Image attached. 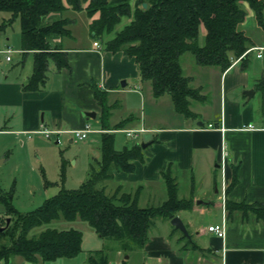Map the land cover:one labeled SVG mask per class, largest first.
<instances>
[{"label": "crops", "instance_id": "obj_1", "mask_svg": "<svg viewBox=\"0 0 264 264\" xmlns=\"http://www.w3.org/2000/svg\"><path fill=\"white\" fill-rule=\"evenodd\" d=\"M244 5L246 14L239 29L250 43L244 61L246 67H241L240 59L232 60L223 71L208 65L218 73V94L206 103L201 97L191 99L189 107L193 116L178 112L181 116H172L169 122L156 123L147 117L145 104L156 107L158 103L169 101L172 105L170 96L152 95L149 82L139 80L133 57L122 51L105 50L100 41L90 39L89 18L84 11L82 21L87 37L80 42L77 39L81 38L72 33V14L67 12L72 9L66 10L69 34L53 37V43L60 45L68 63L57 69L49 58L46 80L40 89L22 87L32 72L33 52L23 51L20 44L14 47L8 37L0 43V51L5 56V50L10 49L14 56L31 57L29 64L24 59L22 64L8 67L14 57L11 55L0 68V135H13L23 143V139H30V133L44 135L42 129L69 134L70 129L88 125L90 132L100 136L101 107L94 96V88H97L107 94L110 125L130 114L133 117L123 128L114 130H136L132 137L125 133L131 141L124 142L123 146L146 143L142 147L143 160H133L132 171L113 170L112 178L104 182L105 188L134 192L138 205L143 206L139 203L155 197L159 186L166 190L164 170L175 179L177 195L178 178H185L187 196L178 197L192 196L193 203L191 208L181 209L176 215L185 224L190 234L187 238L194 246L179 248L176 243L181 231L173 229L169 220L156 218L134 264H264V114L260 111V94L253 86L264 70V29L257 25L252 9ZM202 32L204 34V29ZM94 41L98 42V47L93 45ZM186 75L190 76L193 87L203 89L200 83L193 84V75ZM246 89L254 90L250 97L244 94ZM130 98L135 104L130 105ZM120 109L124 110V115H116ZM208 123L214 127H208ZM248 124L256 129H247ZM141 134L149 137L139 140ZM222 145L226 154L220 166ZM114 148L119 149L115 147V136ZM230 203L252 204L259 214L250 208L230 206ZM201 204H212L216 208L213 216L206 212L200 214L204 211L199 209ZM183 213L187 222L182 219ZM196 215L203 217L199 220ZM215 223H222L224 236L219 237L207 229ZM18 264L24 261L19 258Z\"/></svg>", "mask_w": 264, "mask_h": 264}, {"label": "trees", "instance_id": "obj_2", "mask_svg": "<svg viewBox=\"0 0 264 264\" xmlns=\"http://www.w3.org/2000/svg\"><path fill=\"white\" fill-rule=\"evenodd\" d=\"M244 3L252 9L257 25L264 29L263 0H0V11L8 13L0 29L15 17L19 18L20 47L25 52H33L32 72L22 87L37 90L46 80L49 58L57 69L67 66L65 52L58 43H53V37L69 34L64 11L83 10L94 37L113 33L104 41L105 50L122 51L133 57L138 78L149 82L152 95L168 94L174 109L191 117L194 113L189 103L199 90L191 85L190 76L184 74L180 57L190 52L197 65L217 66L222 71L232 60L240 59L241 67L245 68L250 43L239 29L246 14ZM53 14L56 17L47 20ZM122 17L129 20L116 30L115 25ZM200 26L204 29L201 44L198 43ZM253 86L260 94V111L264 114V70ZM94 96L101 107L102 128L96 165L90 166L77 187H62L37 208L24 213L11 205L10 194L0 192V201L7 213L15 216L11 224L0 229V264H10L12 256H19L24 264H48L57 257L78 255L82 250V233L76 228L46 227L37 234H28L33 227L59 217L65 220L78 217L87 222L99 237L115 242V252L138 253L148 240V231L156 218L170 220L179 210L192 207V196L178 197L175 179L167 170L162 172L167 198L158 205L139 206L136 193L105 192L104 182L112 178L113 170L132 171V161L143 160L142 147L134 143L114 148V130L123 128L133 117L130 114L110 125L107 94L94 88ZM232 205L244 210L250 208L259 214L252 204ZM180 239L184 240L183 245L194 246L181 232ZM107 246L89 250L83 264H109ZM120 264H127V260L122 258Z\"/></svg>", "mask_w": 264, "mask_h": 264}, {"label": "rangeland", "instance_id": "obj_3", "mask_svg": "<svg viewBox=\"0 0 264 264\" xmlns=\"http://www.w3.org/2000/svg\"><path fill=\"white\" fill-rule=\"evenodd\" d=\"M82 11L83 10L67 11L69 14H72V33L74 36L81 38L77 39L80 42H84V39L87 37L86 29L83 23L84 21H82L84 19ZM67 12L65 10L63 15L66 16ZM84 13L86 12L84 11ZM54 15L55 14L47 20H51V18L56 17ZM7 16L6 12L0 11V25ZM128 20L129 19L127 17H122L115 25V29L119 30L122 28ZM202 31V26H200L198 35L199 44L203 41ZM89 32L92 34L89 30V38L100 41L102 47L104 45V41L113 35L111 32L110 34H102L100 37H94L93 35H90ZM5 37H8L9 43L11 45L13 44L14 47L17 48L19 46L20 22L18 17H15L3 26L2 29H0V43L3 39H5ZM1 52L2 51H0V68L4 65V63H6L5 55ZM8 55H10V57L11 55L14 56L13 53ZM24 59L25 57L20 58L19 55H15L12 61L8 62V67L15 64H22ZM29 60H31V57H27L25 59L26 64H29ZM180 60L181 65L184 68V73L194 76L195 82L193 84L200 83L202 85L203 89L197 91L198 93L196 95V99L201 97L205 100V103L210 99L213 100L218 94V73L212 71L211 67L196 65L194 63L193 55L190 52L183 53ZM129 102L130 105H132V103L135 104L134 99L132 98L129 99ZM205 103L203 102V104ZM172 106L173 104L171 105L169 101L167 103L164 101L162 103H158L156 107H152L148 102H146L145 111L147 117H151L156 123H162L163 121L169 122L172 116L174 118L181 116ZM213 107H215L214 104ZM155 109H157V112L154 111ZM189 109L191 110V106ZM124 114V110L120 109L116 115ZM29 136L30 139L28 141L23 139V143H20L17 137H13V135H0V192L4 195L10 194L11 196L9 200L11 205L17 211L22 213L37 208L46 198L57 193L62 187L67 189L77 187L79 182L86 177L90 166L92 164L95 166L96 160L100 157L99 133L89 132L87 136L81 140L75 139L73 133H52L49 136H44L40 133L33 132L30 133ZM114 136L115 147L119 149L122 148L124 142L129 144L131 141L130 138L126 137L123 130L115 131ZM148 137V134H141L138 139L143 140ZM69 138H72L73 140L69 141ZM217 173H219V170H217ZM178 181V195L187 196V183H185V178L180 176ZM158 188L159 189L156 190L157 194L155 197H151L148 200L145 198V200H141L142 202L139 204L143 206L160 204L166 198V190L161 186ZM111 189L112 188L108 186L104 190L108 194L117 195L124 192L122 190L111 191ZM130 193L133 195L134 192ZM199 209L204 210L201 211L200 214H202V212H206V215L210 214L212 216L216 210L212 204H201ZM184 216L185 215L183 213L182 219L187 222L188 220L184 218ZM192 216L195 215L192 214ZM197 217L201 220L203 215H199ZM7 218H9L8 223L11 224L15 216L13 213L8 214L4 203L0 201V227L6 226L5 224ZM46 227L56 229L76 228L82 233V250L78 253V255L70 258L57 257L48 262V264H83L89 250L105 248L107 245L110 257L109 264H120L122 258L127 260V264H134L139 256L137 252L127 254H123L122 250H117L115 252L113 249L116 248L115 242H108L104 238L99 237V235L91 226L88 225L87 222L78 217L73 220H65L62 217L53 219L48 223L33 227L28 234H37ZM181 242L182 239L179 238L178 243H176L179 248L183 249V247L188 246L187 244L183 245L184 243L182 244ZM188 248H191V246L189 245ZM125 255H127V258L124 257ZM19 258V256H12V258H10V264H18ZM38 262H40V258H38Z\"/></svg>", "mask_w": 264, "mask_h": 264}, {"label": "built area", "instance_id": "obj_4", "mask_svg": "<svg viewBox=\"0 0 264 264\" xmlns=\"http://www.w3.org/2000/svg\"><path fill=\"white\" fill-rule=\"evenodd\" d=\"M93 45L94 46H97V47L99 46V44H98L97 41H94L93 42ZM5 52H6L5 59L6 60H9L10 59V55H8V54H10L11 50L10 49H6ZM259 55H260V53L257 54V56H259ZM208 127L211 128V127H214V126H213V124L208 123ZM246 128L247 129H256V127H254L252 124H248L246 126ZM139 130H141V129H139ZM40 131L45 136H49L53 132V131H49V130H46V129H42ZM68 131L70 133H73L75 139L81 140V139H84L87 136L88 132L92 131V129L88 125H85L83 128H80V129H70ZM124 131H125L126 135L129 136V137L134 136L135 135V132H136V130H134V129H126ZM56 132H58V131H56ZM221 150H222V160L220 162V166L223 165L224 156L226 154V150H225V148H224L223 145H222ZM207 229L210 232H213L215 235H217L219 237L224 236V228H223L222 223L210 224V225L207 226Z\"/></svg>", "mask_w": 264, "mask_h": 264}, {"label": "water", "instance_id": "obj_5", "mask_svg": "<svg viewBox=\"0 0 264 264\" xmlns=\"http://www.w3.org/2000/svg\"><path fill=\"white\" fill-rule=\"evenodd\" d=\"M142 6L145 7L146 6V3L143 2L142 3ZM122 85H124V81L121 82ZM253 89H246L244 90V94H246L247 97H250L252 94H253ZM94 115L93 112H86V114L88 115ZM146 146V143H141V147H145ZM170 223L173 225L174 228L180 230L186 237L190 238V234L189 232L187 231L186 229V226L185 224L183 223V221L180 219L179 216L177 215H174L173 217L170 218ZM9 222V218L6 219V224L7 225ZM2 227H0L1 229ZM125 258H127V255L124 256Z\"/></svg>", "mask_w": 264, "mask_h": 264}]
</instances>
